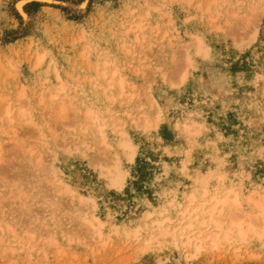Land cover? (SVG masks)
Masks as SVG:
<instances>
[{
    "label": "rangeland",
    "instance_id": "374dc122",
    "mask_svg": "<svg viewBox=\"0 0 264 264\" xmlns=\"http://www.w3.org/2000/svg\"><path fill=\"white\" fill-rule=\"evenodd\" d=\"M16 1L0 0V264H264L251 231L196 255L177 234L191 191L233 189L244 219L264 197V0Z\"/></svg>",
    "mask_w": 264,
    "mask_h": 264
},
{
    "label": "bare ground",
    "instance_id": "6f19581e",
    "mask_svg": "<svg viewBox=\"0 0 264 264\" xmlns=\"http://www.w3.org/2000/svg\"><path fill=\"white\" fill-rule=\"evenodd\" d=\"M16 2H17V4L19 3V1H16ZM18 10H20L19 12H22V10L20 8H18ZM134 26L135 25H133V27ZM136 26L137 27L140 26L139 21H138V23H136ZM184 73H185V71H184ZM181 76H182V74H181ZM173 83L176 84V82H173ZM4 105H6V104H4ZM4 105H2L3 106L2 108H4V109L6 108V109L5 110L1 109V110L2 111L4 110V112H6L7 115H8L10 110L8 109V107H4ZM22 114H24L23 111L21 112V115ZM60 114H62V113H60ZM142 114L146 115V112H143ZM145 119H144V121H145ZM9 121H11V120H9ZM93 122L95 123V126L93 125L95 127V130L97 132H99V134H100V132H101L100 124L96 123V120L93 121ZM11 125H13L12 122H11ZM120 143H121V146H123V148H126V151H127V149L130 150V149H132L131 147H133L130 144L129 140L128 141L127 140H123ZM129 152L131 153V150ZM128 153H127V155H128ZM112 180H113V182L116 183V185L117 184L122 185V183H123V174L117 172V174L113 177ZM199 191L203 195V197L205 195H207V194L209 195V193H208L209 190L206 189L203 186L201 187V190H199ZM229 191H231V192L233 191L234 192V194H232L231 197L229 195V193H230ZM255 191L256 190L250 191V192H248V194L245 195L247 202L249 204L255 206L258 209V211L254 212V213H250L252 215L248 216L249 217V218L247 217L248 219H244V214L241 213V212H238L239 210L236 211L237 209H235V207L237 208V206L240 205L241 199L239 198L240 195H238V193L235 192L233 189L226 190V192L224 194H222V195L217 194L219 192H217V193L212 192L209 196L207 195L209 200L206 201V198H204V200H201V201H198V202L196 201V195L197 194L194 193L193 191H191L188 194V196H186V203H185L183 211H182V217H183V214H187V215H186V217H183V218L180 217L181 218L180 219L181 222L182 223L184 222V223L183 224L182 223L178 224L180 226L179 227L180 230L178 231L177 234L180 235L179 237H183L182 238L183 241L180 240L181 244L183 243L182 246H184V244L192 245L194 251L191 252V255H196L199 252L200 248L204 247V245L206 244L205 242H207L210 247L217 248L219 246V244H220L222 239L223 240L225 239V241H227V240L233 239L234 237H239L240 240H241V239H244L246 237V235H247V233L249 231H251L253 234L258 236V238H260L261 236H264V208H263L264 207V203H263L264 202V197L259 194L260 197L253 198V193ZM203 197H202V199H203ZM227 206H231V209L229 207L227 208ZM226 208L229 209L228 212L225 214V217H223L224 215H222V217H221V214H224L223 212H224V210ZM85 213L86 212L83 211V215ZM201 213H203V215L204 214L205 215L204 216L201 215V218H199V214H201ZM150 214H151V212L147 213L146 216L150 215ZM94 218L97 219L98 217L94 215ZM84 219H85V222L88 223L89 226L93 227V229H94L93 232H96V231L99 232L100 231L99 228L96 227V224L92 221V219H88L86 217H84ZM164 219H168V218L164 217ZM184 219H187V221H183ZM194 219H198V223L200 225L205 226V228H199L196 231L195 230L196 227L194 226V223H193ZM226 219L228 220V222H227L226 225H224L225 221H227ZM97 221L99 222V220H97ZM162 221L163 220L156 219V220H154L152 222H154V223L157 222V224L155 226H156L157 229L159 228L158 231H159L160 234L161 233L164 234V233L170 232V230L167 227L168 224H167V226H162L161 225ZM97 226H99V225H97ZM212 227L216 228L217 231H215ZM206 229H208V230H206ZM203 230H206L207 232L205 234H203ZM137 231H138V229L135 228L134 233H136ZM193 231H195V233H193ZM219 231H221L223 233L222 236H219ZM171 233H172V235H174V231H171ZM177 243H176V239H175V244H177ZM232 246H234V245L232 244ZM238 247L239 246H236L234 248L237 249Z\"/></svg>",
    "mask_w": 264,
    "mask_h": 264
},
{
    "label": "snow or ice",
    "instance_id": "6c2138e0",
    "mask_svg": "<svg viewBox=\"0 0 264 264\" xmlns=\"http://www.w3.org/2000/svg\"><path fill=\"white\" fill-rule=\"evenodd\" d=\"M24 2H25V0H19V3L17 4V7L22 10L23 9V3Z\"/></svg>",
    "mask_w": 264,
    "mask_h": 264
}]
</instances>
